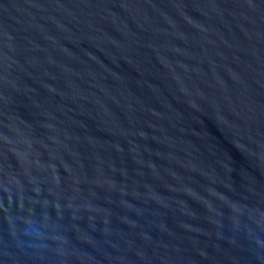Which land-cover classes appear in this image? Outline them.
<instances>
[{"label": "water", "instance_id": "obj_1", "mask_svg": "<svg viewBox=\"0 0 264 264\" xmlns=\"http://www.w3.org/2000/svg\"><path fill=\"white\" fill-rule=\"evenodd\" d=\"M0 264H264V0H0Z\"/></svg>", "mask_w": 264, "mask_h": 264}]
</instances>
